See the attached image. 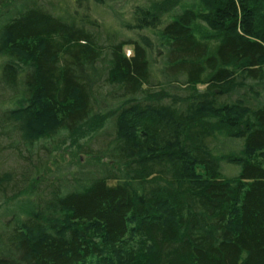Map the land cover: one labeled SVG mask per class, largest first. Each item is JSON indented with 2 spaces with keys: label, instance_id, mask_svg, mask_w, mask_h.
I'll return each mask as SVG.
<instances>
[{
  "label": "trees",
  "instance_id": "obj_1",
  "mask_svg": "<svg viewBox=\"0 0 264 264\" xmlns=\"http://www.w3.org/2000/svg\"><path fill=\"white\" fill-rule=\"evenodd\" d=\"M181 1L136 11L155 74L146 45L104 31L87 0L60 15L0 0V151L16 136L29 154L20 175L0 170V264H264V0H198L163 21ZM91 119L114 131L92 156L102 167L68 188L40 180L37 144ZM221 136L242 142L235 175Z\"/></svg>",
  "mask_w": 264,
  "mask_h": 264
},
{
  "label": "rangeland",
  "instance_id": "obj_2",
  "mask_svg": "<svg viewBox=\"0 0 264 264\" xmlns=\"http://www.w3.org/2000/svg\"><path fill=\"white\" fill-rule=\"evenodd\" d=\"M40 4L44 5L49 10L56 14L62 12V6L64 0H39ZM198 0H182L177 6L164 4L159 10L160 16L163 21H167L170 14H174L180 9V6L197 2ZM89 3V9L84 11V14L88 13L92 15L98 21L103 24L104 31L112 33L113 30L120 31L122 39H138L142 41L148 48V53L153 64V72L157 73L158 65H161L162 57L159 55V43L155 30L149 26H139L136 20V11L138 7H146L147 0H87ZM18 5V4H17ZM16 9H12L9 13ZM91 17V16H90ZM124 37V38H123ZM127 56H130L133 52L131 46L125 47ZM155 73V74H156ZM182 87H184L182 85ZM200 89H204V86H200ZM261 93L263 89L259 90ZM180 92V91H179ZM264 96V93H262ZM264 101L261 97L260 103ZM11 105L15 103L9 102ZM253 106H257L258 100L252 101ZM108 107V106H106ZM111 122V121H110ZM107 122L104 128H97L99 121L91 119L88 124L84 125L74 135L69 134L65 130H58L55 134L49 138L42 139L36 146V150L33 153L32 161L45 162L47 163L46 168L43 172V176L40 180L48 178L54 182L61 179L66 181L64 183L65 188L72 187L74 177L78 178L79 174L83 171H95L98 169L97 165L99 162L92 158L94 154H98L106 149L110 144V140L113 138V127L112 123ZM98 129V130H97ZM218 144L215 143L216 151L215 154L220 158L224 173L226 175H235L240 171V167L236 164L229 162L226 159V155L231 153H238L242 149V142L240 140H229L224 137H219ZM19 139L13 136L8 141L3 139L2 147L0 151V164L4 167L0 170H8L11 172L17 171L20 175L23 168L26 166L25 157H28L27 151H25ZM18 141L21 145L22 156H18L16 151L9 147V145ZM15 143V142H14ZM88 145L89 151L93 154L82 153L79 150L80 145ZM213 146V145H212ZM214 147V146H213ZM105 158L104 161H106ZM102 167L101 165L99 168ZM83 175V174H81ZM20 177V176H19ZM55 183V182H54ZM68 183V185H65ZM37 184H34V188Z\"/></svg>",
  "mask_w": 264,
  "mask_h": 264
}]
</instances>
